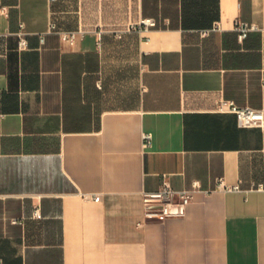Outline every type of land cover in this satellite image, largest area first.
Segmentation results:
<instances>
[{"label":"crops","instance_id":"0c3cea01","mask_svg":"<svg viewBox=\"0 0 264 264\" xmlns=\"http://www.w3.org/2000/svg\"><path fill=\"white\" fill-rule=\"evenodd\" d=\"M223 98L264 111V0H0V264H264V124Z\"/></svg>","mask_w":264,"mask_h":264},{"label":"built area","instance_id":"2783aa9c","mask_svg":"<svg viewBox=\"0 0 264 264\" xmlns=\"http://www.w3.org/2000/svg\"><path fill=\"white\" fill-rule=\"evenodd\" d=\"M156 25V20L153 17H141L139 21L130 23L127 30H139L144 31L152 26ZM215 27H219L216 23ZM258 25L253 22L237 18L234 22V29L237 31L238 38L243 40L249 31L258 29ZM49 29H57V25L54 20L49 23ZM124 30L116 32L117 36H121ZM62 38L74 43L77 36H83L84 31H60ZM43 39V38H42ZM100 43V41H98ZM27 44L26 38L20 31L19 46L23 47ZM218 110L231 111L237 116L238 122L242 126H263L264 124V111L260 108H255L251 105L239 106L232 99H221ZM144 144L151 143L152 135L150 132H145L143 135ZM197 181H193L191 187L183 189H175L168 183L158 189H144L142 191V207H143V219L151 220H163L167 217H182L186 215L188 204L192 201L193 192L198 187ZM218 186L224 187L230 190L243 189L240 183L233 185H224L223 179H219ZM263 189L264 182L252 183L248 189ZM37 210V209H36ZM35 210V212H36ZM14 223H23L22 218H12Z\"/></svg>","mask_w":264,"mask_h":264}]
</instances>
